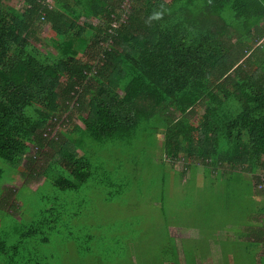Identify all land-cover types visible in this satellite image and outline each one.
<instances>
[{"label": "trees", "instance_id": "16d2710c", "mask_svg": "<svg viewBox=\"0 0 264 264\" xmlns=\"http://www.w3.org/2000/svg\"><path fill=\"white\" fill-rule=\"evenodd\" d=\"M123 1L0 0V177L9 169L26 184L43 175L41 185L79 191L94 168L90 149L150 123L163 131L161 153L182 157V173L197 160L234 178L237 194L264 191V0H131L122 21ZM44 23L58 36L55 54L34 45ZM39 153L50 164L37 171ZM38 212L0 230V264L47 258L46 234L27 240L60 212Z\"/></svg>", "mask_w": 264, "mask_h": 264}, {"label": "rangeland", "instance_id": "374dc122", "mask_svg": "<svg viewBox=\"0 0 264 264\" xmlns=\"http://www.w3.org/2000/svg\"><path fill=\"white\" fill-rule=\"evenodd\" d=\"M3 1L14 6L19 4V0ZM79 20L97 22L91 16H82ZM39 31L43 40L34 45L43 52L55 54L57 34L45 23ZM199 117L196 113L188 120L196 125ZM78 122L82 125L81 120ZM162 134L161 129L158 132L150 123H142L124 141L104 146L96 144L90 149L94 150L90 152L92 174L86 182L88 185L79 191L58 189L50 180L41 185L43 175L23 184L25 176L14 173L9 179L11 172L6 169L0 177V202L3 201L0 225H4L0 230L11 231L13 220L19 224L37 221L41 218L38 211L52 206L60 212L58 224L53 228L45 224L42 228L48 232L38 230L27 240L31 246L43 235L48 236L49 241L42 246L47 258L39 257L42 264L45 260L47 264H169L171 259L181 258L166 225L182 219L195 222L208 211L216 213L218 219L234 218L238 208L232 204L238 196L237 186L230 176H217L200 169L203 164L197 160L194 161L197 167L186 172L189 179L182 184L184 161L181 156L169 161L161 153ZM48 160L44 153H39L37 171L42 165L50 164ZM38 184L41 186L36 190ZM8 188L13 193L7 194ZM6 202L14 203L3 206ZM226 203L229 205L225 206ZM161 206L166 209L165 218L159 214ZM173 207L179 210L176 214L183 210H192V214L173 218L170 211ZM71 210L78 214L70 216ZM12 234L17 239L18 233ZM75 235L79 244L73 241ZM181 245L184 243L179 242L177 246Z\"/></svg>", "mask_w": 264, "mask_h": 264}, {"label": "crops", "instance_id": "0c3cea01", "mask_svg": "<svg viewBox=\"0 0 264 264\" xmlns=\"http://www.w3.org/2000/svg\"><path fill=\"white\" fill-rule=\"evenodd\" d=\"M186 172L182 173V184L187 183L186 180L189 179ZM181 191L184 192L183 189ZM247 200L255 204L248 205L245 203ZM233 205L238 209L231 219L225 217L218 219L216 213L208 211L198 221L192 222V219L182 221V219L166 225L171 230L174 244L184 243L181 246L176 244L174 246L182 257L171 259L170 262L172 264H264L262 233L264 211L261 210L264 206V191L259 194L242 192L238 194ZM158 209L160 216L165 218L166 209L162 206ZM177 210L175 207L170 210L171 217L178 218L192 214V210H183L181 214H176ZM182 248L187 250V260L184 259Z\"/></svg>", "mask_w": 264, "mask_h": 264}, {"label": "built area", "instance_id": "2783aa9c", "mask_svg": "<svg viewBox=\"0 0 264 264\" xmlns=\"http://www.w3.org/2000/svg\"><path fill=\"white\" fill-rule=\"evenodd\" d=\"M48 1H50V0H48ZM130 5H131V0H124L123 1V3H122V8H123V13H122V15H121V18L119 19V20H124L125 18H126V13H128L129 11H128V9H129V7H130ZM113 27H115V26H117V21H114V22H112V24H111ZM264 37V36H263ZM261 40V39H260ZM260 40H258V43L260 42ZM257 187L258 188H262V184L261 183H259L258 185H257ZM262 233H263V236H264V226H263V231H262ZM264 241V240H263Z\"/></svg>", "mask_w": 264, "mask_h": 264}, {"label": "clouds", "instance_id": "9594fccd", "mask_svg": "<svg viewBox=\"0 0 264 264\" xmlns=\"http://www.w3.org/2000/svg\"><path fill=\"white\" fill-rule=\"evenodd\" d=\"M156 15H159L158 13Z\"/></svg>", "mask_w": 264, "mask_h": 264}]
</instances>
